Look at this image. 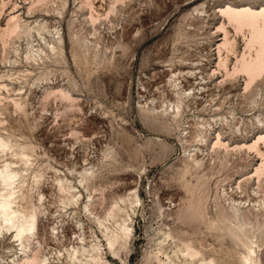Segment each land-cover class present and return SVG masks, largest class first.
<instances>
[{
  "label": "rangeland",
  "instance_id": "rangeland-1",
  "mask_svg": "<svg viewBox=\"0 0 264 264\" xmlns=\"http://www.w3.org/2000/svg\"><path fill=\"white\" fill-rule=\"evenodd\" d=\"M40 2L0 0V168L15 221L38 212L28 246L0 224V264L94 243L110 264H243L247 239L264 263V71L235 68L248 32L221 11L264 0ZM111 206L129 213L119 255Z\"/></svg>",
  "mask_w": 264,
  "mask_h": 264
},
{
  "label": "bare ground",
  "instance_id": "bare-ground-1",
  "mask_svg": "<svg viewBox=\"0 0 264 264\" xmlns=\"http://www.w3.org/2000/svg\"><path fill=\"white\" fill-rule=\"evenodd\" d=\"M36 1L37 2L38 1L43 2L44 0L43 1L42 0H36ZM35 4H36V2H35ZM221 11L227 17L228 21H230V23H232L234 25V27H235L234 29H238V31H240L239 29H243L244 27L247 29L248 37H247L246 45H245L246 51L243 52V54L240 57V59H238L239 65L236 66L235 68L237 70L239 69V70L245 71L244 73L247 74L250 82H253L252 79L256 78V76H260V74H262V72L264 71V6L259 7L257 9H254V8H251L250 6H245V5L244 6H240V7H234V6H231V5H226V7L221 9ZM15 28H16V23L13 22V26L10 27L8 31H4V32L10 34V33H12L15 30ZM226 43H227V41H226ZM249 86H250V84H249ZM3 87H5V86L3 85ZM65 98H67V97L65 96ZM13 103L16 105L17 102H13ZM257 138L264 139V135H260ZM1 139H0V151L1 150L4 151L5 148L6 149L8 148L6 146L7 145L10 146V144L7 142V140L3 141ZM217 141L215 143L220 144V142L219 141L217 142ZM5 142L8 143V144L6 145ZM252 145H253L252 147H254V145L256 146L257 145L256 141L254 143H252ZM250 148H251V146H250ZM254 148H256V147H254ZM261 154L262 153H260V155ZM24 156H27V155H23L22 157L20 156V159L21 158L22 159L25 158ZM27 158H28V156H27ZM23 160H21L23 163H26V161L28 162L27 159H26V161H23ZM5 164H4V166H5ZM7 165H8V167L10 166V164H8V163H7ZM199 165H200V161H199ZM8 167L2 168L3 170L0 168V187L4 186L3 189H4V193H5V194H2V192H0V198H1L0 199V224L5 223V227L8 226L10 229H14L15 232H13L14 233L13 236L15 237L16 240H19L20 244L23 246L24 245L23 244L24 243L23 240L27 239V241H28V235L29 234H34V232L36 230V229L34 230V228L37 225V220H38L37 214H38V212H37V214H35L36 211H35V213H33L34 211L32 210L33 212H31L32 214L30 213L31 215L29 214V216L28 215L25 216V214H24L25 212H23L24 217L22 218V220L19 223H17L15 221V213H16L17 209L16 210L13 209L12 205L14 204L13 202L16 200V199L15 200L13 199V194H14V191H15L14 189L16 187L14 186V188L12 190V186L14 184L13 180H15L14 178L16 176V173H15V170L13 171L15 173L14 174L12 171H10L12 169H7ZM254 171L256 173L257 180H259L261 174L264 172V156H262L261 164L258 165L255 168ZM17 175L19 176L18 173H17ZM18 176H17V179L19 178ZM16 181H19V180H16ZM16 181H14V182H16ZM21 181H23V180H20V182ZM22 183H21V185H22ZM18 185H20V184H18ZM21 185H20V187H21ZM62 187L63 188H61V189H63V191L66 190V189H69L68 187L65 188L66 185H65V187L64 186H62ZM1 194H2V196H1ZM70 198H74V194L71 193L69 199ZM198 201H201V200H198ZM130 204H132V203H130ZM253 210H254V208H253ZM120 211H123L124 213L121 216L120 220L117 221V220L114 219V221L116 222V225H115L114 229L110 228L109 225H106L102 220L98 219V221H99L98 223H100V224H102L104 226V230H105V234L104 235L106 237L108 247L111 249L113 254H116V255H119L118 252H120L119 251L120 248L122 249L123 247H126L125 245H126V242H127V238H128V236L130 235V232H131L130 231V227H129L130 225L128 223L129 213H128V211L125 208H121V207H117V206H116V208H114V206H111L110 210L107 212V217L115 218V216L118 214L117 212H120ZM250 211H252V210L250 209ZM26 213H28V212H26ZM184 213H187V212H184ZM190 213H191V211H190ZM261 213L263 214V212H261ZM197 215H198V213H197ZM246 216H244V217L246 218ZM190 217H192V216H190ZM197 217H199V216H197ZM263 217L264 216H262V219H264ZM180 218H182V217H180ZM224 218H225V216H224ZM247 218H249V216ZM246 220L247 219H245V221ZM245 221H244V223H246ZM252 222H254V221H252ZM260 222H262V221H260ZM259 225H261V223L258 224V226ZM252 226H253V224H252ZM236 227L240 230V226L239 225H237ZM238 229H237V231H239ZM33 230H34V232H33ZM35 234L33 235V237H35V236L37 237L38 234H36V235ZM236 235H238V234L236 233ZM252 243H253L252 239H247L246 241H242V245H244V247L246 249L245 254L241 255L242 256V263L243 264H264V263L261 262V260L263 259L262 255L260 257H258V255L256 253V250L252 246ZM26 244L28 246L29 241ZM40 244H41V242H40ZM188 245H186V246L184 245L185 248H186L187 256L188 255L189 256H193V255L197 254L198 251H196V249L195 250L191 249L192 247L189 248L191 246V244H190V246H188ZM82 247H84V246H82ZM89 248L90 249H87V247H85V248H82V250L81 249L79 250V247H78V249L73 250V252H69L68 255H67L69 257V261H70L69 264H110V262L108 260L104 259V257L102 256V252L100 251V246L97 243H94L93 245L91 244V247H89ZM38 253L39 252L37 250H35V248H34V250L32 251L31 255L29 254V256L27 255L24 258L22 257L23 261H24L23 264H42L43 262H44V264H45V262L47 263L46 258H44V256H43V258H41L40 257L41 254H38ZM255 253H256V255L254 256ZM21 261H22V259H21ZM122 261L124 263L125 259L123 258ZM158 264H172V262L171 261L164 262V261L160 260Z\"/></svg>",
  "mask_w": 264,
  "mask_h": 264
}]
</instances>
